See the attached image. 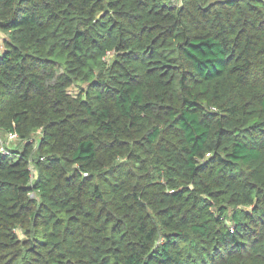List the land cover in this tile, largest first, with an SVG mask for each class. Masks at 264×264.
<instances>
[{
  "label": "trees",
  "instance_id": "16d2710c",
  "mask_svg": "<svg viewBox=\"0 0 264 264\" xmlns=\"http://www.w3.org/2000/svg\"><path fill=\"white\" fill-rule=\"evenodd\" d=\"M0 31V264H264V0H0Z\"/></svg>",
  "mask_w": 264,
  "mask_h": 264
},
{
  "label": "rangeland",
  "instance_id": "374dc122",
  "mask_svg": "<svg viewBox=\"0 0 264 264\" xmlns=\"http://www.w3.org/2000/svg\"><path fill=\"white\" fill-rule=\"evenodd\" d=\"M6 39H7V35L4 32L0 31V52H3L5 50V40ZM78 91H79L78 88H75V87L70 89V92L73 95H76L78 93ZM12 141H13V139L9 138V139H7V142L3 141V143L6 146L7 145H12L11 147H15L17 143H13ZM10 142H12V143H10ZM15 148H17V147H15Z\"/></svg>",
  "mask_w": 264,
  "mask_h": 264
},
{
  "label": "built area",
  "instance_id": "2783aa9c",
  "mask_svg": "<svg viewBox=\"0 0 264 264\" xmlns=\"http://www.w3.org/2000/svg\"><path fill=\"white\" fill-rule=\"evenodd\" d=\"M11 138H12V139H15V138H16V136H11Z\"/></svg>",
  "mask_w": 264,
  "mask_h": 264
}]
</instances>
